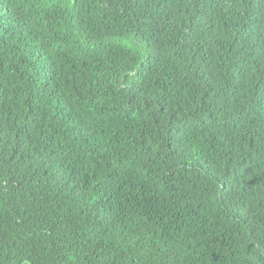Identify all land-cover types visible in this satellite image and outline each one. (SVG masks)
Returning <instances> with one entry per match:
<instances>
[{
  "label": "trees",
  "instance_id": "16d2710c",
  "mask_svg": "<svg viewBox=\"0 0 264 264\" xmlns=\"http://www.w3.org/2000/svg\"><path fill=\"white\" fill-rule=\"evenodd\" d=\"M0 264H264V0H0Z\"/></svg>",
  "mask_w": 264,
  "mask_h": 264
}]
</instances>
